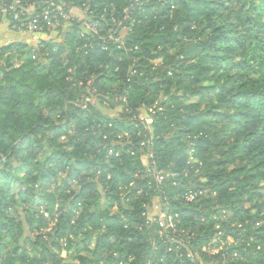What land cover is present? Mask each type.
Listing matches in <instances>:
<instances>
[{
    "label": "clouds",
    "instance_id": "clouds-1",
    "mask_svg": "<svg viewBox=\"0 0 264 264\" xmlns=\"http://www.w3.org/2000/svg\"><path fill=\"white\" fill-rule=\"evenodd\" d=\"M0 264H264V0H0Z\"/></svg>",
    "mask_w": 264,
    "mask_h": 264
}]
</instances>
